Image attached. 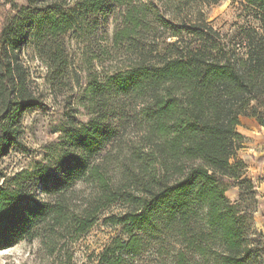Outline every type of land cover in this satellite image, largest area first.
Instances as JSON below:
<instances>
[{
  "label": "trees",
  "instance_id": "trees-1",
  "mask_svg": "<svg viewBox=\"0 0 264 264\" xmlns=\"http://www.w3.org/2000/svg\"><path fill=\"white\" fill-rule=\"evenodd\" d=\"M243 1L258 26L227 34L202 12L175 22L153 1L5 0L10 9L3 22L0 17V249L40 239L54 254L57 241L75 240L105 210L128 200L124 212L107 217L128 238H116L97 264H255L252 214L231 201L222 183L230 176L241 193L256 195L244 161H231L243 138L237 131L241 117L264 127V0ZM110 16L111 40L91 48L92 34ZM80 31L94 52L86 58L94 71L83 89L91 117L77 125L67 116L55 170L38 162L8 179L2 160L20 143L24 115L43 104L23 52L33 48L53 90L65 79L81 86L67 41ZM159 32L174 41L160 46ZM119 54L130 61L113 69ZM130 127L140 139L117 183L110 173L111 147ZM85 183L91 188L77 201ZM38 184L45 198L26 203ZM147 254L154 263L145 261Z\"/></svg>",
  "mask_w": 264,
  "mask_h": 264
},
{
  "label": "rangeland",
  "instance_id": "rangeland-1",
  "mask_svg": "<svg viewBox=\"0 0 264 264\" xmlns=\"http://www.w3.org/2000/svg\"><path fill=\"white\" fill-rule=\"evenodd\" d=\"M20 4H25L26 0H14ZM143 2L153 1L160 6L161 11L178 23H187L194 20L200 12H202L216 29L221 33L235 34L240 27L246 25L258 26V22L249 16V10L246 2L243 0H136ZM216 1V2H214ZM10 9V4L2 0L0 11L1 21H4V15ZM106 23L101 26L98 31L92 34L95 39L93 47L100 43L106 44L111 40L114 30L113 17H107ZM107 34L108 40H102V35ZM85 34L80 31L77 35L68 38V50L75 59V67L78 69L81 77V86L75 84L74 80H66L61 82L59 86L50 87L47 80L48 70L46 65L38 58L37 54L31 46L25 48L23 52V61L30 71V80L33 82L36 94L40 96L42 105L30 109L23 117V134L20 143L12 148L10 153L2 160V167L6 174V178L11 179L16 173L22 170H32L38 162L48 164L52 169H56L60 165L63 155V129L68 125L69 119H73L77 125L87 122L91 114L84 106V87L87 85L86 77L92 70L91 66L86 62L88 56L94 52L87 48ZM157 42L160 46L163 43L174 41V38L164 37V33L159 32L156 35ZM98 40V41H97ZM121 52L124 49H120ZM118 62H115L113 69L128 65L129 58L119 54ZM107 66L111 67V62L107 60ZM91 70V71H90ZM90 71V72H89ZM242 131L252 130L255 132L259 142L254 144L253 148L264 151V127L252 117H241L240 126L237 127ZM261 130V132H259ZM140 132L133 128H129L123 134L113 147H111L112 161L110 163V173L117 183L123 179L122 169L126 162H129L132 147L138 144ZM250 136H243L238 141V149L232 162L237 160L244 161L246 168L244 170L246 176L249 172L247 161L252 160L249 154L252 145ZM249 151V152H248ZM252 156L255 158L259 157ZM257 163L256 160H252ZM261 176L255 178L256 195L250 196L247 193H241V188L236 185V181L230 176H224L222 183L227 187V196L231 201H239L241 207L252 214L253 231L257 234L253 243V248L257 253V261L255 264H264V186H261V180L264 179V172H259ZM251 179V178H250ZM260 181H259V180ZM254 181V180H253ZM91 186L83 184L75 195L76 200L83 199L84 192L89 191ZM43 185L38 184L33 189V197L26 203H33L35 200L45 198ZM128 207V200H122L101 215L100 219L89 229L75 240L71 237L63 238L57 241V249L54 254L49 253V246L36 239L32 242L22 241L0 249V264H97L99 255L103 250L111 245L116 238L127 239L128 236L123 232V226L111 225L107 221V217L111 215H119ZM255 234L252 235V238ZM49 241V240H48ZM149 248V247H148ZM147 248V249H148ZM150 254L145 255V261L154 263L155 260ZM160 260V259H159ZM145 262V263H147ZM154 264H158L155 262Z\"/></svg>",
  "mask_w": 264,
  "mask_h": 264
},
{
  "label": "crops",
  "instance_id": "crops-1",
  "mask_svg": "<svg viewBox=\"0 0 264 264\" xmlns=\"http://www.w3.org/2000/svg\"><path fill=\"white\" fill-rule=\"evenodd\" d=\"M237 131L239 133H241L243 136H250L251 138H253V139H251V142H250V145H252V146H251V148H248L250 150V152L249 151L248 152H249V154H251V159H252V156H257L256 154H259V157L258 158L264 157V151L263 150H258L256 148H253L254 144H256V143L259 142V139L257 138L258 135H256L254 131H252V130H246V132H245V131L240 130L239 128H237ZM259 132H261V130H259ZM252 160L247 161L248 166H249L248 168L250 170L249 172H247V175H248L249 178H251L255 182V178L257 176H259V175L261 176V174H262V173L259 174V172H264V162H262V163H258V162L255 163ZM261 186H264V179L261 180Z\"/></svg>",
  "mask_w": 264,
  "mask_h": 264
}]
</instances>
